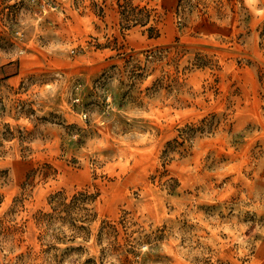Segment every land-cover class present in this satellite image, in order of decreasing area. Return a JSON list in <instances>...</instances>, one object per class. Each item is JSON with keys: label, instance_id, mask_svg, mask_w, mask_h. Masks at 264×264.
<instances>
[{"label": "rangeland", "instance_id": "374dc122", "mask_svg": "<svg viewBox=\"0 0 264 264\" xmlns=\"http://www.w3.org/2000/svg\"><path fill=\"white\" fill-rule=\"evenodd\" d=\"M0 264H264V0H0Z\"/></svg>", "mask_w": 264, "mask_h": 264}]
</instances>
